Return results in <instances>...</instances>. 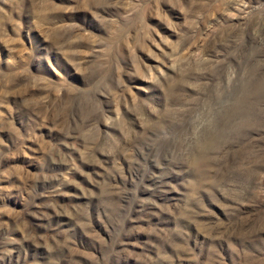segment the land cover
Instances as JSON below:
<instances>
[{"label": "rangeland", "instance_id": "obj_1", "mask_svg": "<svg viewBox=\"0 0 264 264\" xmlns=\"http://www.w3.org/2000/svg\"><path fill=\"white\" fill-rule=\"evenodd\" d=\"M0 264H264V0H0Z\"/></svg>", "mask_w": 264, "mask_h": 264}]
</instances>
